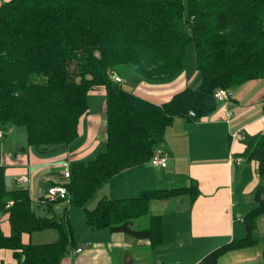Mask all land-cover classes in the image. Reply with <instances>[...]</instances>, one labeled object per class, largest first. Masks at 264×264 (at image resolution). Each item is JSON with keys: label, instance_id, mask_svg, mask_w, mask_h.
<instances>
[{"label": "trees", "instance_id": "trees-1", "mask_svg": "<svg viewBox=\"0 0 264 264\" xmlns=\"http://www.w3.org/2000/svg\"><path fill=\"white\" fill-rule=\"evenodd\" d=\"M264 0H6L0 3V129L20 126L27 146L45 149L64 145L78 134L87 113V95L104 89L105 147L92 160L69 163L64 183L68 204L83 207L93 230L108 229L154 247L161 243V219L149 212L153 199L197 196L195 184L143 189L136 196L101 198L84 205L116 173L149 161L175 116L196 119L212 113L217 88L264 78ZM191 42L197 89L184 87L156 104L114 82L110 69L130 65L147 80L171 79L182 70L185 46ZM192 111L194 114H189ZM245 160H255L260 177L252 189L255 206L242 217L245 236L205 254L195 264H216L227 250L256 242L253 230L264 213V129L243 135ZM0 165V249L16 264H59L74 246L65 216L32 208L27 189L9 190ZM51 202V203H50ZM8 204V205H6ZM6 205V206H5ZM65 212V210H64ZM146 217V226L133 222ZM53 228L51 242H23L22 233ZM264 264V246L261 251ZM164 264V263H154Z\"/></svg>", "mask_w": 264, "mask_h": 264}, {"label": "crops", "instance_id": "crops-1", "mask_svg": "<svg viewBox=\"0 0 264 264\" xmlns=\"http://www.w3.org/2000/svg\"><path fill=\"white\" fill-rule=\"evenodd\" d=\"M3 1L6 0H0V3ZM186 76L183 70L166 81H141L139 88L131 92L161 104L175 92L189 87ZM94 92L101 105L91 104L89 95ZM104 98L101 86L88 92L87 113L78 123L77 136L67 144L45 149L27 146L21 129L16 133L17 137L2 140L3 136L15 134L13 132L18 130L15 126L8 127L5 132L10 133L0 137V165L4 167L5 184L9 181V186H5L16 190L25 184L30 205L37 204L35 212L38 215H49L46 214L47 206H44L48 201L44 200L45 189L51 184L66 182L61 170L63 161L92 160L104 150ZM263 129L264 78L231 87L225 100L217 101L215 110L207 116L196 119L175 116L159 145L165 152L164 166L153 167L146 161L122 170L99 186L89 198L96 204L101 198L136 196L143 189L195 184L198 193L194 200L186 194H179L150 201L149 212L161 219V245L152 247L146 239H136L106 228L93 230L86 225L84 208L82 211L73 209L75 206L56 198L51 211L56 217L65 216L75 243L60 258L59 264H195L210 251L244 237L242 217L255 206L252 189L261 180L256 161L241 156L244 149L242 136ZM22 176H26L27 181L21 182L19 178ZM136 220L141 222L139 228L146 226V217ZM136 220L132 225L137 226ZM255 223L253 237L256 242L223 252L216 264H263L264 213L257 216ZM0 226L3 233H8L7 215L2 212ZM37 231L48 232L46 236L49 235L52 241L57 238L55 229L45 228L22 233V241L40 243L36 242L40 236ZM167 241L175 243L171 254H165L172 256L170 259L161 253ZM76 247L81 250L74 252ZM0 264H16L10 250L0 249Z\"/></svg>", "mask_w": 264, "mask_h": 264}, {"label": "rangeland", "instance_id": "rangeland-1", "mask_svg": "<svg viewBox=\"0 0 264 264\" xmlns=\"http://www.w3.org/2000/svg\"><path fill=\"white\" fill-rule=\"evenodd\" d=\"M263 27H264V22H263ZM191 44H192L191 42H188L186 44V46H185V61H184L183 70H184V73H186V75H187L186 77H187V80H188V83H187L188 86L191 87V88L197 89L198 86H199V84H200V78H199V73H198V71L195 68V63H194V59H193L194 58V55H193V47H192ZM117 73L121 76V82H120V84H121L122 88H125V89H127L129 91H134V88H139V82H141V81H145V82L151 81V80L143 79L142 77H140L139 75H137V73H135V68H133L130 65H119L117 67ZM166 80L167 79H163L161 81H166ZM89 100L91 101V104L93 106H97L99 104L101 105V101H99V99H97V93L96 92H94L93 94L89 95ZM15 127H16V129H18L16 132H13L15 134L3 136L2 137V140H5L6 137H8L9 139H12L13 136L14 137H17V136H15V135H17L16 133H19V131H21V130L25 133V130L23 129V127H20V126H15ZM5 131L6 130H1L0 129V132L2 133V135L10 133V132H5ZM23 135L24 134H22V137H23ZM8 182L9 181H6V184L5 185L9 186L8 185ZM23 188L26 189V185L25 184L23 185ZM94 205H95V203H93V200L91 198L84 205V207L86 209H91ZM32 208L34 210H36V211L38 210L37 204L35 202L32 203ZM72 208L73 209H78L80 211L83 210L82 209L83 207H81V208L80 207H72ZM0 214H1V210H0ZM136 223H137V226L136 225H133V226L139 227V223H141V222H139V220L138 221L136 220ZM46 231H52V230H46ZM46 231H37L36 232L37 234L40 235V236H38V240L36 242L43 243L46 240H47L46 242H51L52 241V239H50L51 237H49V235L46 236L47 235L46 233H48ZM34 235H36V234H34ZM173 246H175V243L174 242L167 241L165 243L164 248H162V251H161V253L163 252L162 255H165L167 253L171 254L172 247ZM143 257H145V255H143ZM164 257L170 259L172 256L169 257V255H165Z\"/></svg>", "mask_w": 264, "mask_h": 264}, {"label": "built area", "instance_id": "built-area-1", "mask_svg": "<svg viewBox=\"0 0 264 264\" xmlns=\"http://www.w3.org/2000/svg\"><path fill=\"white\" fill-rule=\"evenodd\" d=\"M110 77L111 79L116 82L119 83L121 82V76L117 73L116 70L114 69H110L109 71ZM229 95V90L225 89V88H217L214 90L213 92V96L215 98V100L217 101H222L225 100V98ZM189 114L193 115L194 113L192 111H189ZM2 136V133L0 132V137ZM243 138V136H242ZM236 161L241 160V158H235ZM149 162L154 166H164L166 163V157H165V152L160 148L159 145H157L151 156L149 159ZM61 170H62V175L64 177V179L68 180L69 178V163L66 161H63L61 163ZM21 182H25L27 181V177L26 176H22L19 178ZM65 182H60V183H54L51 184L47 187L46 190V199L44 198V200H48V201H53L54 199L58 198L61 199L65 202H69L68 199V193H67V189L64 185ZM8 205V204H6ZM5 205V206H6ZM81 250V247H76L73 249L74 252H78Z\"/></svg>", "mask_w": 264, "mask_h": 264}]
</instances>
